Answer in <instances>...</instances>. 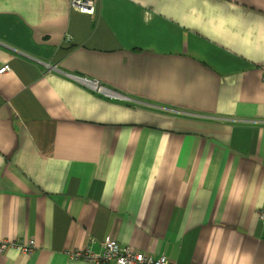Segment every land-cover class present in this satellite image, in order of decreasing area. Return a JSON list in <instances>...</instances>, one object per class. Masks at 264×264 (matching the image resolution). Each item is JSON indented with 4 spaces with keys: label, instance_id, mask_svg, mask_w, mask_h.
<instances>
[{
    "label": "crops",
    "instance_id": "crops-1",
    "mask_svg": "<svg viewBox=\"0 0 264 264\" xmlns=\"http://www.w3.org/2000/svg\"><path fill=\"white\" fill-rule=\"evenodd\" d=\"M96 5L0 0V264H264V0Z\"/></svg>",
    "mask_w": 264,
    "mask_h": 264
},
{
    "label": "built area",
    "instance_id": "built-area-1",
    "mask_svg": "<svg viewBox=\"0 0 264 264\" xmlns=\"http://www.w3.org/2000/svg\"><path fill=\"white\" fill-rule=\"evenodd\" d=\"M68 3L72 10L87 15L90 18H93L96 14V0H68ZM9 70L10 67L6 64L0 68V74L6 73ZM260 217L264 220V213L260 214ZM100 245L102 248L101 254L95 255L86 250H75L70 252L69 255L71 258L80 259L90 264H109L110 262H114L115 264H174L168 262L163 256L155 258L152 255L137 252L128 247H121L115 239L109 237L103 240ZM8 246L15 248L23 254H29L36 248L34 241L28 240L21 243H2L0 244V251L5 250Z\"/></svg>",
    "mask_w": 264,
    "mask_h": 264
},
{
    "label": "water",
    "instance_id": "water-1",
    "mask_svg": "<svg viewBox=\"0 0 264 264\" xmlns=\"http://www.w3.org/2000/svg\"><path fill=\"white\" fill-rule=\"evenodd\" d=\"M76 79H78L80 82L84 83L86 86L90 87L95 92H99V93H101L105 96L111 97V98H119L118 96H112L109 91L101 88L100 86L92 84V82L89 80H86L83 78H78V77H76Z\"/></svg>",
    "mask_w": 264,
    "mask_h": 264
},
{
    "label": "rangeland",
    "instance_id": "rangeland-1",
    "mask_svg": "<svg viewBox=\"0 0 264 264\" xmlns=\"http://www.w3.org/2000/svg\"><path fill=\"white\" fill-rule=\"evenodd\" d=\"M124 102H126L125 100H123ZM130 102L129 100L127 101V103ZM264 213V211H261L260 214ZM111 238V237H109ZM113 239V238H112Z\"/></svg>",
    "mask_w": 264,
    "mask_h": 264
}]
</instances>
